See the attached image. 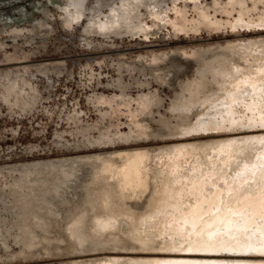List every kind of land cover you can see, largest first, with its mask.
I'll use <instances>...</instances> for the list:
<instances>
[{
	"label": "bare ground",
	"instance_id": "1",
	"mask_svg": "<svg viewBox=\"0 0 264 264\" xmlns=\"http://www.w3.org/2000/svg\"><path fill=\"white\" fill-rule=\"evenodd\" d=\"M246 1L212 2L217 6L215 9L227 15L236 10V15L226 22L237 26L243 21L253 22ZM249 1L253 9L261 4L260 15L254 18L260 24L264 21V0ZM145 2L151 6L149 0ZM152 2L156 14L151 18L152 25L142 18H126L98 21L97 28L142 30L144 26L156 29L165 26L168 23L165 7L175 4L174 1ZM190 2L194 11L191 21L187 23L184 14L176 15L169 21L172 28L181 30L185 26L219 23L209 20L208 11L199 0ZM144 9L149 11L148 7ZM182 56L187 58L181 52L162 57V64L156 58L152 66L156 80L166 82V74L170 72L173 77L170 84L176 87L175 100L170 105L175 122L162 123L164 134L182 137L191 132L231 126L264 129V38L196 50L191 55L196 65L194 76L185 83L182 76L186 61ZM148 95L141 94L140 98H148ZM149 110L146 105L138 106L132 115L140 116L134 119L137 125L139 120L147 118L141 115L148 114ZM197 160L203 162H193ZM181 162L183 166L178 164ZM116 164L134 166L136 172L130 175L127 187L142 195L122 202L129 203L126 209L137 215L117 217L121 202L118 197L113 203L117 207H107V195L103 194L107 190L106 180L97 175L100 170ZM1 170H6L12 178L4 185L13 192L20 209L21 218L17 222L20 233L14 235V240L20 243V254L26 255L23 257L43 251L47 255L70 258V262L62 264H264V261L248 259L264 255V208L261 205L264 133L112 151ZM118 178L124 182L112 188H125L127 175L123 172ZM249 187L257 189L251 196L246 195ZM172 189L183 191L177 198L166 200L176 203L174 209L153 210L155 212L147 218L149 221L134 222V216L140 218L151 212L146 204L156 199L164 201L165 196L159 192ZM133 203L138 204V208L136 205L135 209L131 208ZM6 235L0 229V249L4 252L10 248ZM126 247L153 253L227 254L248 260L154 259L111 250Z\"/></svg>",
	"mask_w": 264,
	"mask_h": 264
},
{
	"label": "rangeland",
	"instance_id": "2",
	"mask_svg": "<svg viewBox=\"0 0 264 264\" xmlns=\"http://www.w3.org/2000/svg\"><path fill=\"white\" fill-rule=\"evenodd\" d=\"M218 1L224 3L226 0ZM199 3L208 11L209 20H217L219 23L185 26L181 30H175L169 23L175 18L169 3L165 7L168 23L154 29L152 34L104 36L96 32L89 35L83 33L88 13L82 16L78 24H73L70 28L64 26L57 0H0V229L8 234L6 240L10 246L5 252L0 249V264L70 262V258L47 255L43 251L28 257L20 254V243L14 240V235L20 233L17 227L21 218L20 209L13 192L4 185L12 179L6 170H1L5 167L108 154L127 146L161 147L165 144L207 142L264 133V129L257 126L248 129L231 126L217 130H200L182 137L163 133L164 121L175 122L170 105L175 100L176 87L170 84L173 83L170 72L166 74V82L153 77L149 64L154 57L162 64V57L184 53L187 58L182 56L186 61L182 80L185 83L194 76L196 65L191 55L196 50L264 38V21L258 24L254 19L260 15V3L253 9L252 3L247 0L246 5L251 10L249 14L253 22L243 21L237 26L226 22L236 15V10L227 15L215 9L217 6L212 0H199ZM182 8L184 19L188 23L194 15L192 3L183 6V0H178L176 9ZM104 10L105 7L102 8L103 12ZM140 11L145 13L143 7H140ZM145 20L152 25L153 21L149 16ZM177 21H180L179 18ZM118 64H123L120 71ZM127 65L134 67L128 69ZM122 92L132 99V108L135 106V98L140 94L155 92L160 101L151 107L150 113L141 115L147 117L145 120H139L138 125H135L131 122L129 113L122 107L108 108V104L116 106ZM97 97L104 100L99 105L91 102ZM139 118L140 116H136L133 119ZM214 161L216 160L209 162ZM178 164L183 166L182 162ZM112 166L100 170L97 175L106 180L107 190L103 194L107 195V207H117L113 203L118 197L123 205L120 206L119 203L117 217L137 215L138 213L131 214V210L126 209L130 207L129 203L122 202L123 199L142 195L141 192L127 187L130 175L136 172L133 170L134 166ZM123 172L128 177V184L125 183L123 189L112 188L116 183L124 182L118 178ZM182 192L181 189L162 190L159 194L165 196L164 201L156 199L146 204L151 212L147 216V213L142 214L140 218L134 216V222L140 224L149 221L147 218L153 210L160 212L174 209L176 203L166 200L175 199ZM131 205L135 209L138 204ZM143 216L145 217L142 219ZM111 250L131 252V257L138 255L135 257L154 259L180 257L177 260H194L204 255L184 251L142 252L140 250L143 249L131 247ZM207 257L243 259L227 254ZM251 258L264 259V255Z\"/></svg>",
	"mask_w": 264,
	"mask_h": 264
},
{
	"label": "flooded vegetation",
	"instance_id": "3",
	"mask_svg": "<svg viewBox=\"0 0 264 264\" xmlns=\"http://www.w3.org/2000/svg\"><path fill=\"white\" fill-rule=\"evenodd\" d=\"M146 0H57L58 8L61 10L62 16H61V22L66 27H71L73 24H78L82 18L83 15L88 13L87 17V23L83 27V33L85 34H91L93 32L100 33L101 35L108 36L111 34L115 35H123V34H142L143 36H147L149 34H152L154 32V27L150 26H144L143 29H113V30H99L98 27V21H105L108 19H136V18H142L146 19L148 16L150 18H153L156 16L153 7H152V1L149 0L151 3V6L146 5ZM171 0H166V2H169ZM175 4L172 5V9L176 15H183L184 10L183 8L181 10L176 9V2L178 0H173ZM191 0H183V6L187 5V2H190ZM197 1V0H195ZM213 2H219L218 0H212ZM105 7L106 10L104 12L102 11V8ZM140 7H148L149 11H145V13L140 11ZM193 9V6H192ZM103 13V14H102ZM194 16V15H193ZM156 57L152 59V63L149 64V69L152 72V66L155 63ZM118 71H120V68L123 67V64H118ZM134 67V66H133ZM132 66L127 65L126 68L130 69L133 68ZM145 94V93H144ZM149 94L148 98H140V95H138L135 98V106L131 107V100L129 97H126L125 93H121V98L116 101V106H111L108 104L109 109H114L115 107H122L125 111H127L129 114L128 116L131 118V122L135 123L134 117V111L138 108L139 105L142 106H148L151 110V107L154 104L159 103V97L155 93H146ZM103 99H100L99 97L94 98L91 100L92 103L99 105L101 102H103ZM149 110V113H150ZM72 118H75V115H72ZM135 125H137L135 123ZM137 148H142V146H136ZM136 147H129L123 148L120 150H114V151H121V150H128V149H136ZM146 147V146H144ZM94 155V154H93ZM91 156V155H84L82 157ZM80 158V157H77ZM71 159V158H67ZM74 159V158H73ZM64 160V159H63ZM55 162V161H53ZM10 168V167H5ZM0 261L1 257H0Z\"/></svg>",
	"mask_w": 264,
	"mask_h": 264
},
{
	"label": "water",
	"instance_id": "4",
	"mask_svg": "<svg viewBox=\"0 0 264 264\" xmlns=\"http://www.w3.org/2000/svg\"><path fill=\"white\" fill-rule=\"evenodd\" d=\"M192 254V253H190ZM202 256V255H199ZM204 256V255H203ZM196 257V259H205V260H223V261H234L235 259L237 260H247V259H239V258H212V257H207V255H205V257ZM175 259V258H174ZM176 259H180V257H176ZM251 261H264L263 258H258V259H249Z\"/></svg>",
	"mask_w": 264,
	"mask_h": 264
},
{
	"label": "snow or ice",
	"instance_id": "5",
	"mask_svg": "<svg viewBox=\"0 0 264 264\" xmlns=\"http://www.w3.org/2000/svg\"><path fill=\"white\" fill-rule=\"evenodd\" d=\"M237 174L239 175V173H237ZM256 190L257 189L255 187H249L246 195L251 196L256 192ZM261 191H264V188H262ZM261 205H262V208H264V199L261 200Z\"/></svg>",
	"mask_w": 264,
	"mask_h": 264
}]
</instances>
